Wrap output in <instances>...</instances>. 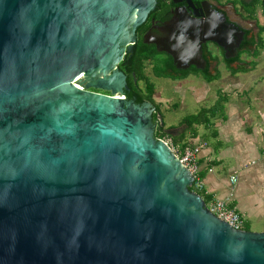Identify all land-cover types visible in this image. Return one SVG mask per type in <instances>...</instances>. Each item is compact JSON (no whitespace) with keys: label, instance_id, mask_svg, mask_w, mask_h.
Wrapping results in <instances>:
<instances>
[{"label":"water","instance_id":"water-1","mask_svg":"<svg viewBox=\"0 0 264 264\" xmlns=\"http://www.w3.org/2000/svg\"><path fill=\"white\" fill-rule=\"evenodd\" d=\"M156 1L0 0V264H264V230L213 214L155 136L176 128L125 96Z\"/></svg>","mask_w":264,"mask_h":264},{"label":"crops","instance_id":"crops-1","mask_svg":"<svg viewBox=\"0 0 264 264\" xmlns=\"http://www.w3.org/2000/svg\"><path fill=\"white\" fill-rule=\"evenodd\" d=\"M257 64L254 59L232 64L233 70L249 69L230 76L231 81L239 77L241 90L234 96L240 100L233 95L231 100L227 99L224 111L212 119V124L197 125L194 133L184 125L167 127L176 128L170 136L179 138L184 134L182 140L175 142L169 137V144L175 150L180 152L184 142L188 147L200 146L196 155V179L203 184L206 204L228 198L229 205L241 214L243 224H248L250 218L264 216V76L251 83L242 78ZM201 95H197L198 100L203 99ZM155 104L159 105L156 101ZM232 176L236 177L235 181L231 180Z\"/></svg>","mask_w":264,"mask_h":264},{"label":"flooded vegetation","instance_id":"flooded-vegetation-1","mask_svg":"<svg viewBox=\"0 0 264 264\" xmlns=\"http://www.w3.org/2000/svg\"><path fill=\"white\" fill-rule=\"evenodd\" d=\"M258 2L264 0H157L155 9L136 29L134 45L141 40L156 49L155 40H161L158 47L162 50H156L170 58L172 66L167 71L172 75L214 76L220 65L228 76L242 73L233 71L232 64L253 56L259 38L264 41V6ZM211 36L220 45L207 39ZM202 37L206 40L201 41ZM166 50L181 52L179 59L174 62Z\"/></svg>","mask_w":264,"mask_h":264},{"label":"rangeland","instance_id":"rangeland-1","mask_svg":"<svg viewBox=\"0 0 264 264\" xmlns=\"http://www.w3.org/2000/svg\"><path fill=\"white\" fill-rule=\"evenodd\" d=\"M252 59L258 62L257 66H254V70L249 74L242 76L248 83L253 82L258 77L262 80L264 76V46L259 48L257 56L250 55L247 58L248 61ZM244 66L249 68L248 65ZM219 71L221 73L220 78L206 82L204 76L201 75H188L185 78L176 80L156 77L151 73L150 66L146 67V74L155 85L153 97L160 105L159 108L166 128L177 125L185 115L195 113L201 107L211 106L219 94H226L227 99L230 100L233 95L236 100H240L239 96H234L235 93L239 94L241 90V85L238 84L239 77L231 81L230 76L226 74L222 65L219 66L217 73ZM139 84L142 85V82H139ZM199 94L203 95L200 96L203 99L198 100L197 95ZM250 103L253 104V101ZM164 139L171 144L169 137H165ZM242 227L253 231H260L259 229L264 228V216L250 218L248 224H242Z\"/></svg>","mask_w":264,"mask_h":264},{"label":"trees","instance_id":"trees-1","mask_svg":"<svg viewBox=\"0 0 264 264\" xmlns=\"http://www.w3.org/2000/svg\"><path fill=\"white\" fill-rule=\"evenodd\" d=\"M258 3L264 6V3ZM256 44L257 46L253 51V56H257L259 53V48H262L264 46L263 39L259 38V42ZM147 66H150L151 73L156 77H171L172 79H181L185 78L186 74H169L167 69L172 66L170 58H163L161 54L155 49V47L147 46L141 40H138V42L134 45L132 51L127 52L118 64L119 69L123 71L124 74L127 76V84L130 88V90L126 92V98L134 99L136 103H141L145 100H149L154 103V105L156 106V112L153 113V119L157 120V113L159 112L161 114V111L159 105L155 104V100L153 97L155 93V85L151 81L150 77L146 74ZM239 69L241 70L244 68ZM248 70L249 69L245 68L244 71ZM204 78L206 82H210L214 79L219 78V73L214 76L205 75ZM139 82H142V85H140ZM95 91L102 92L100 90ZM226 100L227 98L224 94H219L218 98L211 106L202 107L195 113L185 115L177 125H184L186 129H190L194 133V128L197 125L208 126L212 124V119L219 114L221 115L224 111V102H226ZM155 136L162 139L168 136L171 137L172 140L175 142L180 139L182 140L184 134L182 136H179V138L178 136H170L165 133L163 127H160L156 128ZM186 147H188L187 142H184L180 146V153H183ZM191 189L198 192L207 203V195L203 192V188L196 189L195 180L191 185Z\"/></svg>","mask_w":264,"mask_h":264},{"label":"built area","instance_id":"built-area-1","mask_svg":"<svg viewBox=\"0 0 264 264\" xmlns=\"http://www.w3.org/2000/svg\"><path fill=\"white\" fill-rule=\"evenodd\" d=\"M163 140L167 142L165 139ZM199 148L200 146L186 147L183 153H180L178 150L172 148L173 152L179 157L180 161L193 173L196 189H201L203 187L202 182L196 179V172H197L196 155ZM231 180L235 181L236 177L232 176ZM207 207L213 214H215L218 218L230 224L232 227L243 229L242 227L243 218L241 214L236 211V209H234L229 205L228 198L215 199L211 203L207 204Z\"/></svg>","mask_w":264,"mask_h":264}]
</instances>
